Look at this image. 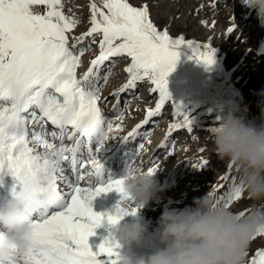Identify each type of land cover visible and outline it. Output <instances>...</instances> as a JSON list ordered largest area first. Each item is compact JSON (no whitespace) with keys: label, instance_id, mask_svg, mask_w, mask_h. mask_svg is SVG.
I'll use <instances>...</instances> for the list:
<instances>
[{"label":"snow or ice","instance_id":"snow-or-ice-1","mask_svg":"<svg viewBox=\"0 0 264 264\" xmlns=\"http://www.w3.org/2000/svg\"><path fill=\"white\" fill-rule=\"evenodd\" d=\"M89 9V27L71 36L70 43L80 20L65 15L62 0H0V173L6 170L15 178L18 187L13 185L12 195L33 213L30 249L19 252L0 233V264H119L118 242L106 238L97 251L88 242L105 220L116 225L137 211L124 192L123 178L95 184L103 165L96 155L99 147H92L93 138L100 133L106 140L113 131L123 130L106 118L101 107V82H107L110 71L106 62L130 58L124 69L126 82L111 94L116 97L114 109L120 106V95L136 89L138 82L149 81L152 93H159L155 107L146 109L144 119L125 140L138 136L168 102L180 119L169 125L160 147H169L168 138L175 130L192 131L188 116L171 100L167 77L175 70L181 45L190 47V58L205 66L215 63L211 45L173 38L167 28L161 30L153 22L146 2L133 6L130 0H91ZM93 44H98V55L78 77L81 58ZM103 100L106 103L108 97ZM46 123L56 130L47 132ZM207 164L203 160L194 168ZM232 169L229 164V174L221 177L230 182L217 186L227 191L219 197L217 189L209 194L219 207L244 198L242 186L230 176ZM137 170L141 171L139 166L128 165L129 172ZM146 173H156L155 161ZM112 191L121 195L115 214L95 212L92 201ZM257 238H264V230L252 241ZM246 264H264V246Z\"/></svg>","mask_w":264,"mask_h":264},{"label":"rangeland","instance_id":"rangeland-1","mask_svg":"<svg viewBox=\"0 0 264 264\" xmlns=\"http://www.w3.org/2000/svg\"><path fill=\"white\" fill-rule=\"evenodd\" d=\"M90 2L91 0H62L65 15L75 16L80 20L70 35V43L71 36H79L89 27ZM130 2L133 6L148 3L153 22L161 30L167 28L173 38L183 36L186 40L199 45L210 44L214 49L215 59L214 64L205 66L190 58L193 52L186 44L176 49L179 59L175 70L167 77V87L172 102L179 105L181 111L191 121L192 131L177 129L173 132L172 140L168 141L169 147L161 148L159 152L163 154L153 159L156 166L154 178L158 189L156 196L146 206L130 201L131 206L137 208L136 213L126 215L120 220V224L139 221L148 230L140 245H120L117 249L119 255L131 253L146 256L156 247H162L154 233L160 231L158 221L165 211L192 207L194 199L201 198L205 193H212L218 185L230 182L221 180L222 176L229 174L230 163L218 158L210 136V130L223 115L224 103L235 97L237 101H242L239 116L257 125L262 122L260 108L257 106L259 97L256 93L264 89V47H261L264 43V27L260 26L255 13L242 6L239 0H130ZM36 7L41 13L45 11L44 6ZM229 28L234 30L229 33ZM87 46L86 42L85 47ZM98 52V44H93L91 50L86 51L81 58V66L77 69L78 77L87 70L89 62L98 55ZM129 63L130 58L126 57H116L106 62V67H110V71L107 82H101V107L106 118L112 120L114 125H122L123 130L118 135H114L113 131L106 140L103 136L100 137L97 144L92 147L102 148L106 145V148L110 149L109 152L115 150L120 153L122 160L118 170L115 168L117 162L111 158L105 166L103 178L96 185L107 183L109 178H122L126 173L129 159L136 160V156L153 146L152 141L155 142L151 140L153 133L160 131L161 128L168 131L169 125L180 119L174 115V108L171 102H168L162 108L161 114L145 125L138 136L125 140L127 133L144 119L146 109L154 108L159 100V93L153 94L152 85L145 80L138 82L136 89L122 93L120 106L114 109L116 97L111 94L126 82L127 73L124 69ZM104 97H108L106 103ZM128 105H132L133 108L127 110ZM108 110L115 112L110 116L107 115ZM44 129L49 130V123L44 125ZM65 143L71 144L68 140H65ZM131 148L134 149L130 153ZM202 148L204 151H201ZM203 160L208 161L205 167L194 168V165H199ZM152 162L144 171L152 166ZM230 176L237 181L234 166ZM225 191L226 188L217 189L216 197L223 195ZM120 199L121 195L115 191L101 193L92 201L93 210L97 213L115 214ZM252 203L244 196L239 203H233L230 208L240 212L249 209ZM95 234L104 240L107 238L114 242L115 229L107 220L95 229ZM149 238L153 239L154 244L148 242ZM99 245L92 250L97 251ZM262 246L264 238L250 242L246 261L258 247Z\"/></svg>","mask_w":264,"mask_h":264},{"label":"clouds","instance_id":"clouds-1","mask_svg":"<svg viewBox=\"0 0 264 264\" xmlns=\"http://www.w3.org/2000/svg\"><path fill=\"white\" fill-rule=\"evenodd\" d=\"M239 2L264 27V0ZM256 95L262 119L259 125L238 115L242 101L232 97L224 103L223 115L210 133L218 158L234 166L243 195L253 202L250 211L241 217L230 207L217 206L215 198L205 193L193 200L192 207L162 214L160 231L154 233L162 247L146 256H120L119 264H246L250 242L264 230V89ZM122 178L125 194L137 205H148L157 194L154 174L127 170ZM32 215L12 193L0 206V233L19 252L31 247ZM112 226L114 242L119 245H140L148 230L139 221Z\"/></svg>","mask_w":264,"mask_h":264},{"label":"bare ground","instance_id":"bare-ground-1","mask_svg":"<svg viewBox=\"0 0 264 264\" xmlns=\"http://www.w3.org/2000/svg\"><path fill=\"white\" fill-rule=\"evenodd\" d=\"M199 75H201V73H199ZM134 102H136V101H134ZM110 105H112V104H110ZM131 108H133V106L132 105H128L127 110H131ZM114 112H115V110H108L107 111V115L109 114L111 116L112 114H114ZM49 127H50L49 133L52 132V131H54V127L51 124H50ZM158 130H160V129H158ZM119 133H121V132L120 131H114V135H118ZM166 133H167V129L166 128L165 129L164 128H161L160 131H156L155 133H153V135L151 136V138H152L151 140H155V142L152 141V145L153 146L149 150H147L149 152L146 151L144 153H140L138 156L135 157L136 160L133 159L132 161H130L131 159H129V163L127 164V166L130 165V164L131 165H135V166H139L140 169H141V171H144L146 169V167L151 164V162L153 161V159H155L156 157H158V155L163 154V153H161L159 151L161 150V147H160L161 143H163L164 140H165ZM100 137L102 138V135L99 134V133H97L96 136L93 138L92 146L95 145V144H97L96 142H97V140ZM171 140H172L171 137L168 138V141H171ZM168 141H167V143H168ZM97 147L98 146H95L94 147V150ZM133 149L134 148H131L130 153L133 151ZM109 151H110V149H107L106 148V145H105L102 148H99V151L96 152L97 158L99 159L100 163L103 165V172H104V169H105L106 164H108V162H109V160L111 158L115 160V161L113 160L114 162H117V165L115 166V168L118 169V170H120V164H121V160H122V157L120 156V153H117V151L115 152V150H113L114 152H109ZM127 152H128V149H127ZM128 155L129 154H127V156ZM135 155H136V153L134 154V156ZM124 166H123V169L122 170H124V168H125ZM127 170H128V167L126 168V172H127ZM102 178H103V175H102L101 178H97L95 180V184L98 181H100ZM0 182L2 183V185L4 187V190H10V191H12L13 185H17V187H18V182L15 180V178L11 174H8L6 170H5L4 173H0ZM64 190L67 191L66 188Z\"/></svg>","mask_w":264,"mask_h":264}]
</instances>
